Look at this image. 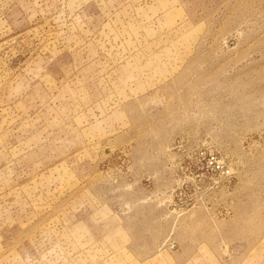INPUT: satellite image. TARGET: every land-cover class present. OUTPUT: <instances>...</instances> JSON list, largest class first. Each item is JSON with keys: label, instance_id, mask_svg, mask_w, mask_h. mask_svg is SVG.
Here are the masks:
<instances>
[{"label": "rangeland", "instance_id": "rangeland-1", "mask_svg": "<svg viewBox=\"0 0 264 264\" xmlns=\"http://www.w3.org/2000/svg\"><path fill=\"white\" fill-rule=\"evenodd\" d=\"M0 264H264V0H0Z\"/></svg>", "mask_w": 264, "mask_h": 264}]
</instances>
